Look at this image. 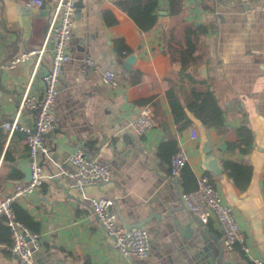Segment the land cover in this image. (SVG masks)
Instances as JSON below:
<instances>
[{
	"label": "crops",
	"instance_id": "crops-1",
	"mask_svg": "<svg viewBox=\"0 0 264 264\" xmlns=\"http://www.w3.org/2000/svg\"><path fill=\"white\" fill-rule=\"evenodd\" d=\"M57 1L37 5L35 0H0V65L23 50L43 48L50 17L47 6ZM79 1L69 57L60 74L58 127L44 140L48 152L39 154L47 176L17 203L40 222L42 246L35 252L34 264H255V256L264 260V0H184L187 21L211 26L190 65L197 82L181 80L164 51L166 37L176 46L180 44L175 39H182L181 26L171 27L169 0H159L158 22L148 32L117 5L118 0ZM117 39L132 52L120 58ZM85 55L98 64L87 75L80 72ZM51 61L52 52L45 50L13 68L0 67L2 193L27 178L29 152L22 128L34 125L36 111L18 114L19 104L26 90L43 97V76ZM105 69L116 72V86L103 81ZM134 70L143 73V80L130 84ZM209 83L224 108L225 124L207 127L193 117L191 126L180 130L167 90L174 87L184 101L193 87L206 89ZM142 98L159 104L158 109L153 105L158 125L137 135L130 122L143 105ZM15 120L18 128L2 127ZM242 125L254 131V144L248 152L230 150ZM191 127L198 130V138L191 136ZM79 143L96 149L114 167L110 182L89 186L84 193L69 188L60 176H48L58 173L59 164ZM180 147L188 153L187 166L194 176L186 171L181 180H173L171 159ZM227 162L237 164L236 178ZM13 171L22 177L8 178ZM204 173L232 204L249 253L240 245L224 250L217 219L203 226L181 201V193L194 189ZM90 196L113 198L120 224L146 227L151 243L146 257L115 252L112 238L92 211ZM3 237L0 264H21L8 249L11 236Z\"/></svg>",
	"mask_w": 264,
	"mask_h": 264
},
{
	"label": "built area",
	"instance_id": "built-area-1",
	"mask_svg": "<svg viewBox=\"0 0 264 264\" xmlns=\"http://www.w3.org/2000/svg\"><path fill=\"white\" fill-rule=\"evenodd\" d=\"M37 5H44V0H35ZM49 21L45 34L44 46L41 50H23L0 67L13 68L25 61L30 55L45 50L52 52L50 70L43 76L44 95L41 99L31 95L26 90L19 104L18 114L24 110H35L36 119L31 128H22L25 131V144L29 152V168L31 178L18 180L7 193L0 192V218H4L9 228L11 240L8 249L21 264H34V255L42 246V234L32 230L15 211V205L29 197L47 176L46 169L39 160L41 152L47 153L44 144L45 138L51 134L59 123L56 113L57 95L59 90L60 74L69 57L68 43L73 34V25L77 18L78 0H58L47 6ZM98 67L96 60L91 55L82 59L80 72L87 75L89 71ZM105 83L116 86L117 74L112 69L102 72ZM18 120L5 122L2 127L6 130L18 128ZM131 128L137 135L146 134L156 127L157 120L152 104H144L137 115L131 119ZM191 136L198 138V130L190 129ZM188 161V153L180 147L171 159V178L181 180L183 171ZM69 187L84 193L89 186H100L114 178V167L111 160L100 157L98 151L87 143H79L73 147L71 154L59 164L57 174ZM93 213L108 236L113 240L115 252L123 256L144 258L151 248L149 233L144 225L124 226L119 223V212L113 198L107 196H90L88 198ZM181 201L187 210L205 226L212 218H216L223 233V248L232 251L240 245L246 252L250 247L246 244V235L242 230L231 203L225 200L215 185L211 175L204 173L199 176L197 186L181 193ZM255 264H264L259 256L253 257Z\"/></svg>",
	"mask_w": 264,
	"mask_h": 264
},
{
	"label": "trees",
	"instance_id": "trees-1",
	"mask_svg": "<svg viewBox=\"0 0 264 264\" xmlns=\"http://www.w3.org/2000/svg\"><path fill=\"white\" fill-rule=\"evenodd\" d=\"M117 5L125 11L144 32L150 31L158 22L160 15L159 0H118ZM184 11V0H169L171 27L176 28L178 25L181 26L182 39H175L176 34H173L172 39L177 40L180 44V46H176L168 41V37H166L167 44L164 51L169 56L173 66L177 68L181 80L197 82L196 76L193 75L190 70V65L194 61L196 51L203 45V37L209 33L211 26L187 21L184 18ZM115 48L120 58L132 52V48L121 39L115 40ZM131 75L130 84H135L143 80V73L139 70L131 71ZM167 96L170 101L175 123L180 130L191 126L194 121L193 117L207 127H221L225 124L224 108L211 83L208 84L206 89L193 87L190 97L184 101L174 91V87L167 90ZM149 99L150 98H142L139 102L143 105L148 104L150 103ZM153 105H155L156 109L159 108L157 102ZM163 126L166 128V125L163 124ZM237 133L238 138L236 141L230 142L229 149H240L244 152L251 150L254 144V131L248 125H242L237 128ZM175 151L177 152L178 148H176ZM159 154L164 157L162 147L159 148ZM236 165L237 164L233 162H227V167L232 169L233 172H231V174L235 176V178L236 173H234V167ZM186 171H189V173L194 176L192 170L187 165L184 168L183 175L186 174ZM21 177L22 173L13 171L8 178L19 179ZM15 211L18 218L28 227L35 231L40 230V222L17 204L15 205ZM7 234L10 236L9 228L4 218H0V239H5L3 235L7 237Z\"/></svg>",
	"mask_w": 264,
	"mask_h": 264
},
{
	"label": "water",
	"instance_id": "water-1",
	"mask_svg": "<svg viewBox=\"0 0 264 264\" xmlns=\"http://www.w3.org/2000/svg\"><path fill=\"white\" fill-rule=\"evenodd\" d=\"M80 1L78 0V9H77V17H78V15H79V13H80ZM31 178V171H30V168H29V166H27V178H26V180H28V179H30ZM195 218V217H194ZM195 219H197V218H195ZM198 220V219H197ZM193 221L194 220H192V221H190L191 222V224L193 223ZM201 234H205L204 233V231H201Z\"/></svg>",
	"mask_w": 264,
	"mask_h": 264
}]
</instances>
